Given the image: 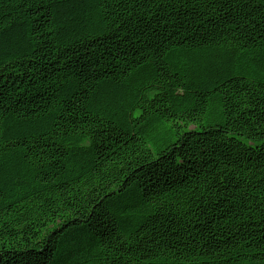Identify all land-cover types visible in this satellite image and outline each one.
I'll list each match as a JSON object with an SVG mask.
<instances>
[{"label":"trees","instance_id":"1","mask_svg":"<svg viewBox=\"0 0 264 264\" xmlns=\"http://www.w3.org/2000/svg\"><path fill=\"white\" fill-rule=\"evenodd\" d=\"M0 264H264V0H0Z\"/></svg>","mask_w":264,"mask_h":264}]
</instances>
